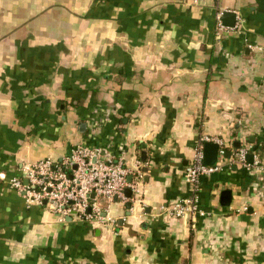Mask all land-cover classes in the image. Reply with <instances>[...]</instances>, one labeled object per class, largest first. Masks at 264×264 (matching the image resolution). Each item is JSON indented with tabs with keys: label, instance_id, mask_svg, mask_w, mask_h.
<instances>
[{
	"label": "crops",
	"instance_id": "0c3cea01",
	"mask_svg": "<svg viewBox=\"0 0 264 264\" xmlns=\"http://www.w3.org/2000/svg\"><path fill=\"white\" fill-rule=\"evenodd\" d=\"M201 138L230 157L173 218ZM77 145L139 170L141 200L27 205L21 166ZM0 264H264V0H0Z\"/></svg>",
	"mask_w": 264,
	"mask_h": 264
},
{
	"label": "built area",
	"instance_id": "2783aa9c",
	"mask_svg": "<svg viewBox=\"0 0 264 264\" xmlns=\"http://www.w3.org/2000/svg\"><path fill=\"white\" fill-rule=\"evenodd\" d=\"M204 0H188L192 4ZM216 16V32L224 30L220 15ZM232 28L231 30H233ZM204 143H215L216 140L201 138L195 149L191 162L185 167L184 177L191 186V196L183 201L175 202L169 208H160L173 218L203 216L197 205V186L202 176L218 172L220 165L203 163L202 149ZM224 150L219 149L217 158H223ZM239 160L245 159V151L237 153ZM130 178L128 181L127 179ZM140 171L131 170L123 163L105 158L99 150L77 145L71 152L54 160L44 158L21 166V179L12 180L11 185L22 196L27 205L44 206L59 221L69 218L81 222H100L103 205L100 203L115 200L140 201ZM130 197L125 196V190Z\"/></svg>",
	"mask_w": 264,
	"mask_h": 264
},
{
	"label": "water",
	"instance_id": "95a60500",
	"mask_svg": "<svg viewBox=\"0 0 264 264\" xmlns=\"http://www.w3.org/2000/svg\"><path fill=\"white\" fill-rule=\"evenodd\" d=\"M227 19H231L232 22H230L229 24H227V26H233L234 25V15L233 14H229V13H224L220 20L225 21ZM84 126V124H80V127L82 128ZM235 147L237 149L240 148V144L239 143H236L235 144ZM218 145L217 144H212V143H205L203 145V149H202V157H203V163L205 165H208V166H211L213 165L216 160H217V154H218ZM224 157L225 158H229L230 157V153H225L224 154ZM247 159L248 161L251 160V156H247ZM128 181L130 180V178L127 179ZM125 196L127 198L130 197V191L128 189L125 190ZM221 205H224V206H227L228 204V201H229V198H230V192L229 191H223L221 193ZM127 209L130 208V204H127L126 205ZM67 220H69V218H67ZM122 222L119 221V225L121 224Z\"/></svg>",
	"mask_w": 264,
	"mask_h": 264
}]
</instances>
